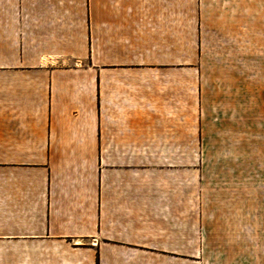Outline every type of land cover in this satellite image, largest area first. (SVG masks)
<instances>
[{
	"label": "crops",
	"instance_id": "obj_1",
	"mask_svg": "<svg viewBox=\"0 0 264 264\" xmlns=\"http://www.w3.org/2000/svg\"><path fill=\"white\" fill-rule=\"evenodd\" d=\"M169 10L0 0V264H207L187 255V43Z\"/></svg>",
	"mask_w": 264,
	"mask_h": 264
},
{
	"label": "rangeland",
	"instance_id": "obj_2",
	"mask_svg": "<svg viewBox=\"0 0 264 264\" xmlns=\"http://www.w3.org/2000/svg\"><path fill=\"white\" fill-rule=\"evenodd\" d=\"M169 5L164 32L187 43L188 259L264 264V0Z\"/></svg>",
	"mask_w": 264,
	"mask_h": 264
}]
</instances>
